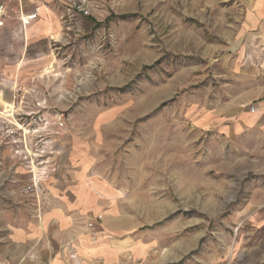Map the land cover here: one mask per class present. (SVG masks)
<instances>
[{
    "label": "rangeland",
    "instance_id": "obj_1",
    "mask_svg": "<svg viewBox=\"0 0 264 264\" xmlns=\"http://www.w3.org/2000/svg\"><path fill=\"white\" fill-rule=\"evenodd\" d=\"M48 2L57 29L32 36L22 1L0 0V172L32 158L92 191L58 258L264 264V157L204 118L248 84L246 2Z\"/></svg>",
    "mask_w": 264,
    "mask_h": 264
},
{
    "label": "crops",
    "instance_id": "obj_2",
    "mask_svg": "<svg viewBox=\"0 0 264 264\" xmlns=\"http://www.w3.org/2000/svg\"><path fill=\"white\" fill-rule=\"evenodd\" d=\"M21 1L27 13L37 9L36 18L29 23L28 32L32 36L50 34L57 29L54 15L45 4L49 0ZM244 2L247 20L241 32L244 37L249 35L250 43L243 48L244 67L234 76L248 84L240 92L222 90L221 98L215 96L204 118L207 128H217L227 135H242L244 145L251 141L264 157V0ZM250 105L255 107L253 112L249 111ZM6 163L0 172V260L16 262L40 239L36 245L38 264H66L58 257L64 249L68 250V238L77 236L71 230L78 227L77 222L85 211L94 206L92 191L85 189L84 182L79 183L78 179L67 180L66 173H48L44 182L45 208L39 223L32 214L30 196L20 191L21 185L29 181L28 173H19L20 167L10 173V165ZM66 233L71 235L63 238Z\"/></svg>",
    "mask_w": 264,
    "mask_h": 264
},
{
    "label": "built area",
    "instance_id": "obj_3",
    "mask_svg": "<svg viewBox=\"0 0 264 264\" xmlns=\"http://www.w3.org/2000/svg\"><path fill=\"white\" fill-rule=\"evenodd\" d=\"M11 1V0H9ZM79 10H83V8L78 7ZM37 16V9L35 8L32 12L24 14V18H21L22 24L25 27L28 25L31 21H33ZM255 109L254 105L249 106V111L253 112ZM40 156V155H39ZM36 160L30 159V164L28 165V172H29V181L20 187V191L24 194H28L33 196L34 201V207H35V213L34 217L36 220L40 223L42 218V193L44 188V182L45 178L48 173H42V169L37 167ZM38 161V160H37ZM41 163L44 162V160H40ZM45 163V162H44ZM38 239L35 241L33 246L26 250L20 258L16 262H12L8 259L6 260H0V264H38L40 262L38 250L36 249V245L39 243Z\"/></svg>",
    "mask_w": 264,
    "mask_h": 264
},
{
    "label": "bare ground",
    "instance_id": "obj_4",
    "mask_svg": "<svg viewBox=\"0 0 264 264\" xmlns=\"http://www.w3.org/2000/svg\"><path fill=\"white\" fill-rule=\"evenodd\" d=\"M6 106H7V107H9V106H10V104H9V103H6Z\"/></svg>",
    "mask_w": 264,
    "mask_h": 264
}]
</instances>
